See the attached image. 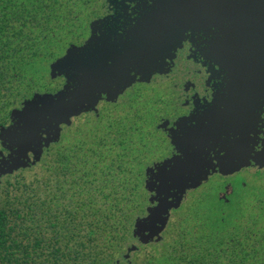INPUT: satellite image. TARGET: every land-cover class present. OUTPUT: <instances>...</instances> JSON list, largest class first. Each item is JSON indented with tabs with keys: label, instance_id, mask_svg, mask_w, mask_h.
Masks as SVG:
<instances>
[{
	"label": "trees",
	"instance_id": "trees-1",
	"mask_svg": "<svg viewBox=\"0 0 264 264\" xmlns=\"http://www.w3.org/2000/svg\"><path fill=\"white\" fill-rule=\"evenodd\" d=\"M93 2L57 7L43 0H0V123L10 125L12 110L35 95L58 94L39 92L36 85L47 75L55 80L52 61L67 39L78 42L86 34ZM115 123L101 133L77 129L66 143L60 135L43 149L38 173L24 170L1 180L0 264H264L263 193L243 204L251 211L241 219L221 207H195L171 222L176 227L170 233L167 225L158 242L134 240L125 218L135 219L136 197L147 194L148 160L145 143L127 137L138 129ZM133 245L136 251L125 259Z\"/></svg>",
	"mask_w": 264,
	"mask_h": 264
},
{
	"label": "water",
	"instance_id": "water-1",
	"mask_svg": "<svg viewBox=\"0 0 264 264\" xmlns=\"http://www.w3.org/2000/svg\"><path fill=\"white\" fill-rule=\"evenodd\" d=\"M163 2L161 14L143 18L135 29L133 36L126 43H107L102 40H96V37L93 35V40L95 42L94 46L89 50L88 59L81 67V70L85 73V77L81 81L82 86L78 88L75 93L62 94L60 100L56 104H53L48 98H43V100H41V98L37 97V101L43 103L46 108L49 106L53 108L67 107L76 114L83 110L84 112H81L80 115L88 112H96V107L95 109L90 108L95 102L93 98L95 88L102 87L103 90L108 91L109 99L105 96V100L114 102L117 99H115L116 93L125 83L126 69L130 65H135L138 69L137 74L141 75L142 80L137 82H143L148 73H155V71L161 72V69L165 66V58H168L170 52L180 46L183 35L191 28L195 20H197V22L200 20L204 22L208 20L209 22L211 20L214 26H222L226 21L228 26L226 28H220V32L223 35L221 38L222 41L219 42L217 40L216 42H219V46H222L223 43H230L227 48L229 53L225 54V56L229 59V65L233 69L231 88L234 96L231 97L230 101L225 103L221 110H219V115H215L214 111H212V115L208 122L204 125L201 124V129L198 130V132L189 129L187 132L181 133L182 139L180 140V145H183L189 151H193V157H195L196 152L194 149L197 147L203 146L208 140H213V147H215L221 142V137H227L228 132L232 133L236 137L235 141L232 143L233 147L229 148L233 153V166L231 168L221 169V175H232L234 173H231V171L238 170L239 166L246 165L247 161L245 157L248 156L246 153H249L250 146L253 144L255 136V123L252 119L253 113L248 109L246 104L243 105V102H245L248 97V91L245 90L243 86H247L249 83L250 85H254L257 79L240 78L239 65L241 58L238 53L240 50V28L242 24H247L249 22H247V20L250 18H257L256 21H253V24L257 23L258 25V23H260L258 19L264 18V13L258 12L256 9L260 7L264 8V0H163ZM193 2L197 3L196 6L193 5ZM206 8H212L213 12H210V10V14L208 13L207 15ZM225 8H234L237 11L241 8V12L236 13L237 11L234 10L230 13H220L221 10ZM250 8L254 9L252 11L248 10ZM244 18L246 21H244ZM254 31L257 37L261 34L260 43L263 45L264 30L256 29ZM104 56L112 59L114 66L118 69V71L109 78H99L95 71L97 58ZM252 65L254 66V64ZM261 66H264V62L261 63ZM51 68L52 65L50 66V74ZM55 71L56 69L54 66L53 77L55 76ZM36 96L37 95H35L33 99H35ZM65 101H67V103H65ZM17 111L18 109H15L11 112V123L13 121L24 123V119L16 113ZM72 118L75 117H70L69 124H65V126H70ZM53 119H55V115ZM27 126L28 125H26V127ZM48 127L51 129L50 123ZM173 137L174 143H176L175 138L177 135L173 133ZM59 138L60 136L51 143L57 142ZM25 140V137L16 135L12 132L0 134V142H3V146L11 152L8 158L0 159V182L3 176L10 175L20 168H26L29 164L35 165L39 162L41 154L39 156L38 152L32 153V161H30L29 157H26ZM13 149L16 150L13 151ZM149 175H151L150 170ZM183 180L184 177L182 175L178 176L177 184H182ZM202 183L203 182H201V184ZM201 184L197 185L196 188ZM148 188L149 190L152 189L151 182H149ZM189 190H193V188L186 189L185 195ZM183 199L184 198L181 197V203ZM172 210H170V213ZM166 226L167 224L163 226L164 230ZM161 234L162 232L159 233V235H155L154 232L144 234L138 232L136 234L133 228V238L139 244L143 245L151 242H158ZM136 249L137 246H131L127 250V254L124 258H129L130 253L136 251Z\"/></svg>",
	"mask_w": 264,
	"mask_h": 264
},
{
	"label": "flooded vegetation",
	"instance_id": "flooded-vegetation-1",
	"mask_svg": "<svg viewBox=\"0 0 264 264\" xmlns=\"http://www.w3.org/2000/svg\"><path fill=\"white\" fill-rule=\"evenodd\" d=\"M109 3L111 6L106 3H101V0H94L88 8V12L92 18L88 22V29L85 36L90 34L91 23L95 16H107L112 14L114 16L107 18L104 25L98 27L94 24L92 31L94 36L97 31L100 32V41L102 40L107 43L116 42L118 44L128 42L143 18H148L149 16L155 14H161L162 5L164 4L163 0H109ZM196 4V2H193L194 6H196ZM133 5H135V7H133ZM240 9L237 11L234 8H225L221 10L220 13H230L234 10L237 11L236 13H239L241 12ZM253 9L254 8H250L248 10L252 11ZM256 10L264 13V8L262 7ZM209 11L213 12V9L206 8L207 15ZM133 17H135V20H133ZM256 20V17L250 18L247 20V22H249L247 24H242L240 28V50L238 53L241 61L239 65V75L240 78L244 77L246 79H257V81L254 82V85H250L248 82L249 85L243 86V88L248 91V97L246 98V101L243 102V105L246 104L248 109L252 111V119L255 123V136L253 144L250 146L249 153L246 154H251L257 146H260L261 152L256 153L253 158L259 167H264V141L259 140L261 130L264 129V121H261L258 115L260 112H264V66H261V63L264 62V43L263 45L260 43L261 34L257 37L256 32L254 31L256 29L264 30V18L258 19L260 22L258 25L257 23L253 24V21ZM244 21H246L245 18ZM227 26L226 21L222 26H214L211 20L209 22L208 20L206 22L203 20L197 22V20H195V23L186 32H190L191 35L189 36L185 33L180 46L170 52L169 57L167 58L169 60L167 61L168 66L165 65L161 69V72L155 71L158 72L155 74L148 73L143 82H136L131 87L133 88L135 85H151V83H154L157 80L169 83V85H166L169 86L168 90L170 91V95L167 97L164 104L161 101L159 102L158 106L160 109L157 111L155 116L156 123L154 125V130L157 131L159 137L164 140V142L161 141V143H164V156L168 154L171 148V145L168 142V133L170 129H166V123L170 124L178 117H181L186 113H191V111L196 107L197 113L193 114L191 119L197 122V127H188L187 125L190 122L182 121L180 123V129L181 133L187 132L189 129L194 130V132H198V130L201 129V124L204 125L208 122L212 115L211 112L214 111L215 115H219V110H221L225 103L230 101L231 97L234 96L231 88L233 69L229 65V59L225 56V54L229 53L227 48L230 43H223L222 46H219L218 44L222 41L221 38L223 36L220 32V28H226ZM121 32L122 35L119 34ZM217 40L219 42H216ZM252 64H254V66ZM214 65L219 67V72L214 71ZM152 74L153 76L151 77ZM213 80H220L221 82L216 85ZM55 81H58L59 84L54 85L52 93L58 92L63 87L62 81L55 79L53 82ZM213 88L216 89L213 104L211 107H208L203 114H200L199 110L201 105L199 100L210 99ZM130 89L126 91L125 95ZM120 101L122 100L118 97L115 103H109L105 100V96H103L96 106L99 113L98 115L90 112L83 114L80 117L85 115H94L98 119L101 115L100 111L104 108V106H114ZM160 104L163 107L165 106L166 108L171 109L169 116H163L165 108L163 109ZM76 119H72V123ZM66 129L64 126L61 128V137H63L64 130ZM227 135L228 136L223 137L221 142L218 144L220 146V151L229 150L230 147H233L232 143L235 141L236 137L229 132ZM29 156L31 157V154ZM259 167L253 163L251 167L242 168L240 171L232 175L223 176L221 174H211L209 175V178L215 176L221 178H231L242 171H248L251 173L258 172L263 175L262 177H264V170H261ZM202 184H204V182ZM226 186L227 185L223 188ZM223 190L224 189L221 191ZM232 192L233 188L231 193ZM219 193L218 196L220 197ZM260 194H262V196L264 195L263 188L259 191L258 196ZM225 197H228V195L224 196L222 199Z\"/></svg>",
	"mask_w": 264,
	"mask_h": 264
},
{
	"label": "snow or ice",
	"instance_id": "snow-or-ice-1",
	"mask_svg": "<svg viewBox=\"0 0 264 264\" xmlns=\"http://www.w3.org/2000/svg\"><path fill=\"white\" fill-rule=\"evenodd\" d=\"M35 2V0H33ZM44 3L51 2L57 7L61 4L75 3V0H43ZM101 3H109V0H101ZM135 7V5H133ZM112 8V7H111ZM113 9V8H112ZM109 14L107 16H95L91 23L90 34L86 35L80 40L71 41L67 47L61 45L60 54L56 56L52 61L51 75L53 77V67L55 66V76L53 78L63 82L62 90L58 91V94L37 95L35 99L30 102L23 103L22 107L16 112L21 118L24 119V123L19 121H13L10 125L0 123V134L5 132H12L16 135L25 137V153L26 157L32 153L38 152L39 156L43 149L47 147L52 141L56 140L61 135V127L65 124H69L70 117L79 116L83 110L78 114L73 112L70 108H53L51 106L45 107L41 102L37 101V97L48 98L53 104H56L62 94L75 93L80 88L81 81L85 77V73L81 70L82 65L88 59V52L94 46L92 26L96 24L98 27L104 25L107 18L113 17ZM135 20V17H133ZM39 29L40 25H36ZM122 35V32L119 33ZM191 35V33H186ZM96 40H99L100 32L95 33ZM167 58L164 63L168 66ZM214 71L219 72L218 66H213ZM95 71L99 78L112 77L118 69L114 66L113 60L110 58L98 57L95 64ZM137 67L130 65L126 69L125 83L121 86L120 90L116 93L115 99L120 97L125 98V93L132 87L137 81L142 80L141 75L137 74ZM158 73V72H155ZM153 73V74H155ZM151 75V77L153 76ZM150 77V78H151ZM216 85L220 80H213ZM216 89L213 88L211 98L200 101L199 113L203 114L208 107H211L214 100V93ZM109 97V92L103 90L102 87L94 89V104L90 107L95 109L96 105L100 102L101 97ZM109 99V98H108ZM114 99V100H115ZM206 102V103H205ZM67 103V101H65ZM197 113L195 107L191 113H186L181 117H178L172 123H166V129H170L168 133V142L171 148L167 155L163 158L153 160L150 164H145L146 176L143 177V189H146V195H139L136 197V203L134 205L137 215L134 220H128L125 218V223L128 227L135 229L136 234L138 232L148 233L154 232L155 235L164 231V225H168L169 233L176 227L175 224L170 223L172 215L170 210L178 209L181 204V197L184 198V203L187 204L188 197L185 196V190L189 188H196L201 182L207 183L210 174H222V168H231L233 166V153L231 150L220 151V146L217 144L213 147V140H208L206 144L194 149L196 152L193 157V151H189L183 145H180L181 129L180 123L182 121L190 122L188 127L196 128L197 122L192 120L193 114ZM97 115L99 113H96ZM55 115V119L53 116ZM259 119L264 121V112H260ZM51 124L49 129L48 124ZM26 125H28L26 127ZM172 133H176V143H174V137ZM223 137H221V140ZM259 140L264 141V129L261 130ZM180 145V146H178ZM3 142H0V159L8 158L10 151H5ZM16 149H13L15 151ZM261 152V147L257 146L254 151L245 157L247 163L245 166H239L238 170L231 171L235 173L240 171L241 168L251 167L253 163L259 167L255 159L253 158L256 153ZM137 165H140V161H137ZM264 170V167H259ZM149 170L151 175H149ZM183 176L184 180L182 184H177V177ZM151 182L152 189L149 190L148 184ZM195 185V186H193Z\"/></svg>",
	"mask_w": 264,
	"mask_h": 264
},
{
	"label": "rangeland",
	"instance_id": "rangeland-1",
	"mask_svg": "<svg viewBox=\"0 0 264 264\" xmlns=\"http://www.w3.org/2000/svg\"><path fill=\"white\" fill-rule=\"evenodd\" d=\"M81 11L83 12L84 8H82ZM86 18L87 16H85L84 20H86ZM70 41L71 38L67 39L65 47ZM52 84L58 85L59 82L51 81L47 75L44 81L37 83V91H46L52 93L53 88L50 87ZM166 84L169 85L167 82L157 80L156 82L151 83V85H135L128 91V93L125 95V98L121 99L122 101L117 102V104L114 106H104V108L101 109L100 113H102V115L100 116L99 120L96 119V116L94 115H85L74 120L69 129L64 130L62 142L64 143L66 138L67 140L71 141L74 136L73 133L76 132L77 129L83 133L88 131H99L101 133L105 130L110 121H112L114 124H116V121L119 123L123 121L128 123V125L131 126L130 128L133 127L134 129H138L137 132L136 129L130 130V132L127 133V137L128 140L130 138L131 140L142 141L145 143L144 151H146L145 157L148 160V164H150L153 160L164 157V143H161V141L164 142V140L161 139L157 131L154 130V125L156 123L155 116L157 111L160 109L158 106L159 102L161 101L164 104L167 97L170 95V91L168 90L169 86ZM20 108L21 106L18 105L17 109L19 110ZM164 108V115L162 113L161 114L163 116H169L171 109L166 108L165 106L163 109ZM137 116L139 117V120H136ZM109 117H112V119ZM130 128H127V131ZM28 157L30 161H32L33 155L31 154V157ZM24 170L33 175L40 171L39 167H36V164H29V166L26 168H20L15 170L10 175L3 176L1 180L3 181L5 177L14 176V174ZM262 176L263 175L258 172L251 173L248 171H242L231 178H221L216 176L210 177L207 183H204L199 188L190 190L186 193L185 196L188 197L187 204L184 203L183 199L180 208L171 211V215H174H172V220L170 223L173 222L178 216L187 212L190 208L195 207L200 211H208L211 210L213 206H217L222 208L226 216L232 219L240 218L242 214L245 215L244 210H246V212L251 211L249 206H244L243 204H249L252 199L258 196L259 191L262 190V188L264 189V177ZM225 185L227 186L223 188ZM232 188L233 192L231 193ZM222 189L224 190L221 191ZM218 193L220 198L228 195V201L230 202L228 204L217 202L216 195ZM135 242L133 244H137Z\"/></svg>",
	"mask_w": 264,
	"mask_h": 264
}]
</instances>
